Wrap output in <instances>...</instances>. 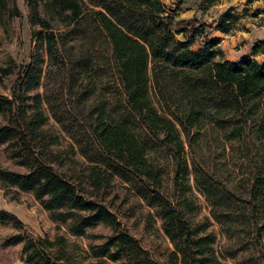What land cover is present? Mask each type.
<instances>
[{
  "label": "trees",
  "instance_id": "obj_1",
  "mask_svg": "<svg viewBox=\"0 0 264 264\" xmlns=\"http://www.w3.org/2000/svg\"><path fill=\"white\" fill-rule=\"evenodd\" d=\"M22 2L29 58L0 64V78L16 74L0 92V154L18 169L0 162V188L86 237L91 264H264V59L252 58L264 40L220 57L211 33L234 26L229 7L204 21L161 0ZM19 15L0 0L1 25ZM117 186L165 236L161 262L121 228L105 200ZM0 225L25 264H73L65 234L33 238L6 209Z\"/></svg>",
  "mask_w": 264,
  "mask_h": 264
},
{
  "label": "rangeland",
  "instance_id": "obj_2",
  "mask_svg": "<svg viewBox=\"0 0 264 264\" xmlns=\"http://www.w3.org/2000/svg\"><path fill=\"white\" fill-rule=\"evenodd\" d=\"M161 1L166 7H176V16L178 17H191L194 15L203 18L204 21H209L221 9L229 7L231 13L237 16L234 26L227 32L213 31L211 33V36L218 38L216 45L222 58L237 60L245 54L249 43L256 37L264 40V0H216L206 8H201L199 0ZM16 4L20 10V15L10 18L4 25L0 24V64L7 63L8 58H11L15 63L26 62L31 52V32L25 16L24 4L22 0H16ZM195 46L196 44L192 45V47ZM252 58L262 61L264 59V50L261 53L252 55ZM15 77L16 74L14 72L1 77L0 92L7 93L8 87ZM150 96L154 101L152 91H150ZM134 129L138 135L143 134V131L137 125L134 126ZM0 162L10 168L18 169L4 159L1 154ZM112 195L117 197L115 201L112 200ZM124 197V191L117 186L105 197V200L111 201L118 207L116 209L122 211L117 213L121 228L136 238L140 245L150 253L152 258L161 262V251L167 245V240L159 230L158 222L154 225V227L158 228V231L154 232V230L147 228L137 208H134L133 214H130V208H127L129 202L121 203ZM129 201L133 202V200ZM200 201L202 205L201 212H206L207 209L202 198H200ZM117 203H121V205ZM0 209H6L14 213L33 238L47 237L51 239L56 233L65 234L74 243L71 254L73 264H91L93 262L87 251L88 239L86 237L68 235L62 226L58 227L57 223L49 219L46 211L29 192L17 191L12 187L0 188ZM213 227L217 231V226L214 225ZM108 231L106 227L101 225L91 229V232L97 235H104ZM10 232V228L0 225V264H25L21 260L20 244L1 245V239ZM99 239L100 237H97L92 241H98ZM222 241L223 237L217 233L215 247H218ZM105 264L115 263L107 260Z\"/></svg>",
  "mask_w": 264,
  "mask_h": 264
},
{
  "label": "crops",
  "instance_id": "obj_3",
  "mask_svg": "<svg viewBox=\"0 0 264 264\" xmlns=\"http://www.w3.org/2000/svg\"><path fill=\"white\" fill-rule=\"evenodd\" d=\"M176 17H178V16H176ZM178 18H181V17H178Z\"/></svg>",
  "mask_w": 264,
  "mask_h": 264
}]
</instances>
